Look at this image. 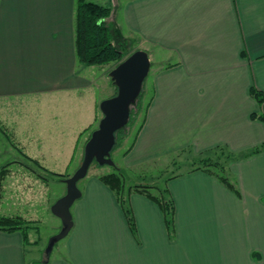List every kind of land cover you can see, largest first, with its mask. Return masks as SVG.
<instances>
[{
    "label": "crops",
    "instance_id": "obj_1",
    "mask_svg": "<svg viewBox=\"0 0 264 264\" xmlns=\"http://www.w3.org/2000/svg\"><path fill=\"white\" fill-rule=\"evenodd\" d=\"M76 1L0 0V132L45 168L50 145L41 149L40 135L38 147L34 118L19 104L95 85L75 51ZM123 10L126 27L116 29L145 42L138 49L149 53L152 75L145 119L119 166L124 177L185 152L261 149L228 159L235 189L204 168L169 176L173 234L157 201L138 191L127 195L133 232L102 173H88L73 226L46 264H264V101L251 93L264 95V0H128ZM99 114L94 98L78 140ZM26 244L22 230L0 229V264H29Z\"/></svg>",
    "mask_w": 264,
    "mask_h": 264
},
{
    "label": "rangeland",
    "instance_id": "obj_2",
    "mask_svg": "<svg viewBox=\"0 0 264 264\" xmlns=\"http://www.w3.org/2000/svg\"><path fill=\"white\" fill-rule=\"evenodd\" d=\"M88 1L111 7L112 15L109 16L107 20L112 30L116 28L115 22L126 27L123 6H126L128 0ZM113 36L114 39L119 38L118 43H121L120 45H122L124 52L128 54L130 51L138 49L139 46L145 44V42L140 40L137 36L121 39L119 35V37L117 36L116 38L115 33ZM114 63L115 62H110L103 65L84 64L83 73H89L88 77L92 83L95 81V85L91 88L85 87L81 90L78 89V94L76 96L60 92L55 94L54 92H48L44 95H39L38 99H32L30 101V98H28L26 102L19 104L27 109L29 119L34 118L36 128L33 129L32 134L37 139L36 144H38L39 136L42 135L47 140L42 141L41 149L50 145L48 148L52 153L44 163L47 168L25 157L23 152L12 144L14 143L13 140L8 142L9 140H6L0 132V168L8 164L9 170L11 171L12 169L11 173L4 178L2 183L0 213L6 212L9 209V211H13L11 213L12 216H19L22 218L21 225L28 233L26 247L27 259H31L29 264H46L53 250L55 254L62 242H64L65 237L57 241L52 248L50 256H47L46 248L50 237L58 233L63 227L61 218L52 212L51 206L59 197L66 193L67 185L65 179L81 164L86 138H88L90 131L98 126L102 112L99 107L100 114L97 123L94 124L93 128H90L86 136L81 134V138L78 140L79 133H75V130L81 125V117L85 114H89L94 98H97V102L100 106L102 99L108 96L110 97L113 91L114 95L116 93L117 88L115 89V84L109 75L110 70L115 67ZM154 66L155 64H153V67ZM105 80L107 82H105ZM151 81L152 75L150 73L147 75L142 85L141 102L143 105L150 95ZM109 82L110 85L108 84ZM54 97L58 99H54ZM131 107L135 110L136 104H133ZM142 117L143 110L139 114L135 124L126 127L123 131V135H125L124 140L120 141V144L116 145L110 154L114 163H93L89 167V174L94 171L98 173L114 171L117 168L119 169V166L123 165V153L131 145L140 122L142 121ZM60 132H64V134H58ZM9 146H12L13 149ZM67 148L71 150V157L73 154L76 156V158L74 156L76 160L71 157L69 158L67 162L70 163L68 165L69 168H67L66 163L67 154L65 151ZM55 151H57V153H55ZM226 156L227 155L219 149L205 155H200L199 157H195L190 152L181 153L170 161L162 160L155 162L145 171L142 169L134 170L131 173L126 171L125 185L127 187L135 183L149 184L152 185L151 188H153V192L158 193L159 190H163L166 187V181L173 173L195 168L201 165L202 162H205L203 164H205L206 167L217 169L220 165L219 163L225 164L226 160L224 158ZM15 158H20V163L16 161V163L12 164ZM208 162H217L218 167L216 168L215 165L208 166ZM10 165L12 167H9ZM54 172L68 173V175H55ZM86 176L81 178L77 183L80 189L85 185Z\"/></svg>",
    "mask_w": 264,
    "mask_h": 264
},
{
    "label": "trees",
    "instance_id": "obj_3",
    "mask_svg": "<svg viewBox=\"0 0 264 264\" xmlns=\"http://www.w3.org/2000/svg\"><path fill=\"white\" fill-rule=\"evenodd\" d=\"M111 13H112V9L108 5H104L88 0L76 1L75 18H74L75 51L81 63L86 65H103L110 62H115L114 66H116L119 62H121L124 59V57H127L129 54H131L133 51L136 50L134 49L133 51H130L129 54L124 52L122 45H120L121 43H118L119 38H117V36L119 35L120 39L126 37L122 36L116 28H114L113 30L111 29V26L109 25L107 20L108 17L111 15ZM114 33L117 39H114L113 36ZM251 93L258 100L260 104L263 103L264 95L261 91L257 90L255 87H252ZM133 104H136V108L135 110L132 109V107L130 108V116L127 124L119 128L115 132V145L113 149L116 147V145L120 144V141L124 140L125 135H123V131L125 130L126 127L135 124L142 110H143V117L137 131L143 124L146 114V107L148 104L147 102H145L144 105L142 104L141 92L139 93L135 102L131 104V106ZM94 129L90 131L88 138L90 137L91 132ZM88 138L86 139V141L88 140ZM260 149H261L260 146H256L251 150H249L248 152L242 153L238 156L233 154H228L224 158L226 160V161L224 160L225 164L219 163L220 164L219 167L217 165L218 164L217 162L215 163L208 162L209 163L208 166L215 165L216 168L218 167L217 169H211L209 167H206L205 164H203L205 162L202 161H201L202 164L198 165L195 168H204L210 171L211 173H214L219 179L225 182L229 187L235 189L233 181L231 180V177L229 176V173L227 171V163H228L227 160L230 159V157L248 156L252 153L260 151ZM93 163H97V162L94 161ZM9 172L10 170L8 168V164H5L0 168V196L2 191L3 180L9 174ZM54 174L60 176L68 175V173L66 174L59 172L57 173L54 172ZM99 178L115 191L118 201L120 202L128 218L129 225L133 232H135V221L132 215V210L130 208V205L128 204L127 195L132 191H138L148 195L150 198L157 201V203L160 205L163 212L165 213V218H166L165 221L169 228L170 233L172 234L174 233L175 207L173 200L171 199L168 193V189L166 187L163 190H159L158 193L153 192V188H151L152 185L149 184L135 183L126 187L125 177L118 168L114 171L100 174ZM21 222H22V218H20L19 216L3 215L0 216V229H5V230L20 229L22 230V232L25 235V238L27 239L28 237L27 230L23 228Z\"/></svg>",
    "mask_w": 264,
    "mask_h": 264
},
{
    "label": "water",
    "instance_id": "obj_4",
    "mask_svg": "<svg viewBox=\"0 0 264 264\" xmlns=\"http://www.w3.org/2000/svg\"><path fill=\"white\" fill-rule=\"evenodd\" d=\"M151 68V59L145 49H136L109 72L117 87V93L100 102L102 116L98 126L91 132L84 146V155L79 167L65 179L67 190L51 206L52 212L61 218L62 229L50 237L46 254L49 257L54 244L65 237L73 226L71 207L81 197L78 181L85 177L91 164H113L110 157L115 145V132L127 124L131 104L141 92L143 82ZM48 261V260H47Z\"/></svg>",
    "mask_w": 264,
    "mask_h": 264
}]
</instances>
